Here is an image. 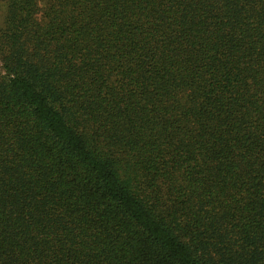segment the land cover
Masks as SVG:
<instances>
[{
    "label": "trees",
    "instance_id": "trees-1",
    "mask_svg": "<svg viewBox=\"0 0 264 264\" xmlns=\"http://www.w3.org/2000/svg\"><path fill=\"white\" fill-rule=\"evenodd\" d=\"M0 264H264V0H0Z\"/></svg>",
    "mask_w": 264,
    "mask_h": 264
}]
</instances>
